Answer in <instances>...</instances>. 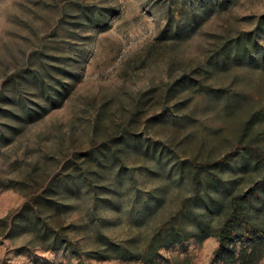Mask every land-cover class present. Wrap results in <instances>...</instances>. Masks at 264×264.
Wrapping results in <instances>:
<instances>
[{"label":"rangeland","instance_id":"374dc122","mask_svg":"<svg viewBox=\"0 0 264 264\" xmlns=\"http://www.w3.org/2000/svg\"><path fill=\"white\" fill-rule=\"evenodd\" d=\"M175 31L180 37L170 38ZM223 48L231 60L214 67ZM29 70H50L64 94L60 84L40 93L20 77ZM20 99L45 111L26 123L0 111L8 140L0 143V264H264V241L238 234L222 245L178 216L204 194L210 173L235 177L238 192L256 190L264 202V175L237 170L242 159L264 158V0H0V109L21 115ZM119 136L162 148L166 169L184 163V181L133 157L125 161L133 186L125 179L117 195L96 192L110 173L94 179L95 190L68 192L66 175L88 177L83 169L93 166L82 154L115 149ZM52 181L56 193L35 203ZM157 191L163 206L132 220L130 211ZM49 198L70 207L51 218L42 205ZM35 204L43 207L37 225L51 236L37 230ZM95 229L141 258L78 254L102 251ZM53 236L78 252L54 246Z\"/></svg>","mask_w":264,"mask_h":264},{"label":"trees","instance_id":"16d2710c","mask_svg":"<svg viewBox=\"0 0 264 264\" xmlns=\"http://www.w3.org/2000/svg\"><path fill=\"white\" fill-rule=\"evenodd\" d=\"M86 20L89 18L90 13L87 10L82 11ZM98 26L104 24L102 19L97 21ZM179 32L175 31V34H172L170 38L177 39L179 38ZM235 48L238 47L237 43L234 44ZM231 48L222 49V57L214 61V67L223 66L231 60ZM53 70L60 72H65L64 69L59 67H53ZM22 74L25 76H20L28 84H34L40 93H48L51 90H57L55 86H60L61 90L64 91L67 85L60 81L52 75V72L49 70H29L25 71ZM71 77V76H70ZM55 80V81H54ZM184 84V81L181 82ZM49 94V93H48ZM1 100L7 102L9 105H13L14 100L9 97H3ZM18 102V110L21 115H17L14 111L11 110H2L0 111L4 114L17 118L19 121L26 123L29 120H34V115H40L37 109L45 111L43 108L33 105L36 108H31L28 104L24 103L22 99ZM6 103V104H7ZM13 130H18L13 128ZM0 143H8V140L5 138L3 132L0 131ZM116 148H109L107 151L102 150H88L82 154L84 162H93V166L90 170L89 167L84 168V172L89 174V176H82L81 173L69 174L66 175L63 180V185L66 189H69L68 192L79 193L82 189L89 192V190H95V187L92 185L94 179L99 181V178L102 179L106 173L112 175V181L106 184H100L96 187V192H110L113 196L117 195L120 192V184L126 179L127 183L133 186V181L135 180L133 169H127L125 166V161L128 159H142L149 158L154 161L156 166L159 167V170L163 172L165 178L168 180L172 176V182L180 184L185 179V174L183 172L184 163L175 161L171 169H166L168 164V154L163 151L162 148H158L156 145L151 146L149 143L142 141L137 138H126L124 136H119L114 141ZM167 158L164 160V158ZM144 160V159H143ZM220 168L223 170V165L220 164ZM228 168V167H227ZM140 170H146L143 166L138 167ZM167 170V171H166ZM238 175L239 176H249L250 173L258 171V173L264 175V158H258L254 156L251 160L242 159L238 166ZM233 172H236L233 170ZM96 177L98 179H96ZM54 181L48 182L46 185L41 186V192L34 200L36 203L39 198H42V195L55 194L54 190ZM24 184L25 183H20ZM204 194L201 195L199 192H195L193 201L189 202L187 205V212H181L178 216L179 218L187 223L193 225L194 233L199 235L201 238L214 235L216 236L221 244L225 241L230 240L238 234H242L244 237L251 240H261L264 241V202L258 197L256 190H249L246 193H240L237 190V179L228 178L221 179L218 174H211L209 178L204 183ZM72 191H71V189ZM194 190V189H193ZM195 191V190H194ZM203 191V190H201ZM42 194V195H40ZM102 203L105 205L111 204L108 197L100 198ZM118 204V199L115 200ZM165 202L163 192L157 191L155 194L146 195L141 201L138 208H135L130 211L129 216L135 222L144 220L145 218L152 215L158 208H161ZM35 226L37 230L46 236H51L52 231L47 230V228H42L38 224V216L43 211V207L37 206L35 204ZM47 206V214L52 218L55 215H59L63 211H66L70 205L58 202L56 199L49 198L46 200L45 204ZM96 202L92 208V212L96 209ZM27 207V206H26ZM25 207V208H26ZM262 215V216H261ZM91 217V216H90ZM91 221L93 219L91 218ZM97 234L96 238L98 241L102 242V251H84L78 254H83L87 258H93L97 260L109 259V255H106L107 251H115L118 255L115 258L118 259H140V255L134 254V252L124 249L119 245L114 244L109 240L108 237L103 235L99 229H95ZM174 239L179 238L180 233L176 231L174 234ZM52 243L55 246L56 243L67 246L74 253H77V247L72 245V242L67 239H62L57 241V237H51ZM173 239V241H174ZM179 240V239H177ZM172 241V240H171Z\"/></svg>","mask_w":264,"mask_h":264}]
</instances>
